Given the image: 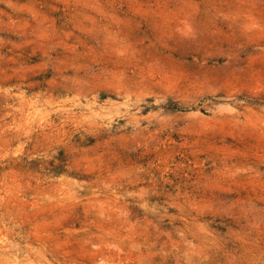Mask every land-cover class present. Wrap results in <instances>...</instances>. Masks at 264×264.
Listing matches in <instances>:
<instances>
[{"label": "rangeland", "instance_id": "obj_1", "mask_svg": "<svg viewBox=\"0 0 264 264\" xmlns=\"http://www.w3.org/2000/svg\"><path fill=\"white\" fill-rule=\"evenodd\" d=\"M0 264H264V0H0Z\"/></svg>", "mask_w": 264, "mask_h": 264}]
</instances>
